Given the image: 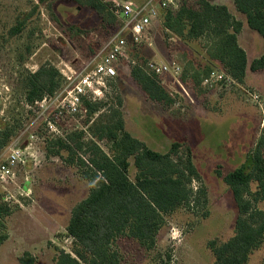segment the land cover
I'll list each match as a JSON object with an SVG mask.
<instances>
[{
	"label": "rangeland",
	"instance_id": "rangeland-1",
	"mask_svg": "<svg viewBox=\"0 0 264 264\" xmlns=\"http://www.w3.org/2000/svg\"><path fill=\"white\" fill-rule=\"evenodd\" d=\"M85 1L0 0V93L4 103L0 115L1 138L6 133L14 136L22 122L29 120L19 98L28 96L31 75L42 66L55 68L60 73L56 91L61 89L69 76L91 66L108 39L122 28L123 21L112 11V1L104 0L109 5L104 16L85 5ZM131 1L138 5L146 0ZM188 2L189 6L196 7L197 0ZM209 2L213 4V0ZM166 28L164 19L156 22L138 51L131 46L132 56L141 66L152 61L181 65V81L190 98L181 97L180 87L174 85L171 76L165 75L159 80L172 94L173 101L171 104L154 102L132 77L133 68L120 70L112 95L93 102L100 106L98 110H88L80 121V128L86 131L83 139L86 145L82 151L75 150L72 157L68 151L62 150L61 157L58 156L60 161H51L48 140L39 145L44 157L47 156L39 168L46 169L40 174V170L31 173L32 185L28 195H20L24 174L6 188L0 185V200L5 201L11 196L10 202H5L12 207L19 206L5 219L7 232L12 234V241L16 243L15 253L33 247L36 248V255H33L36 264H53L56 248L67 252L72 250V241L67 238L64 224L55 233V244H44L45 236L39 225L48 222L40 214L35 216L34 212L42 213L41 207L49 213L58 204L56 213H63L64 209L68 211L89 195L91 184L82 178L85 169L77 165V160L82 158L92 165V161L103 162V155L114 156L116 145L110 134L118 127V110L123 115L126 130L150 149L167 153L172 144L178 142L184 144L182 153L191 150L193 164L200 175V180H196L192 188L195 192L202 189L207 192V206L195 205L194 209L184 205L166 217V225L153 250H145L128 237L120 238L118 248L122 264H213L215 259L209 242L221 244L234 235L239 209L231 189L217 175V170L226 175L240 168V154L256 141L264 113L243 89L260 94L238 82L237 86L216 90L200 87L204 70L211 63L220 68L222 64L210 59L206 53L207 38L187 40L179 36L173 41L174 36ZM170 85L178 88L179 93L171 90ZM118 100L122 101V106L118 105ZM108 128L111 131L106 133ZM89 141L97 142L103 154L94 152ZM4 151L0 150V162L4 159ZM70 161L77 166H70ZM91 169L96 166L93 164ZM128 173L133 182L144 178V173L135 168L134 159L130 160ZM251 191L258 192L257 182L251 184ZM258 203L263 211L264 200ZM8 249L0 248V264H20L25 252L21 256L10 255ZM256 251L249 264L264 263V246Z\"/></svg>",
	"mask_w": 264,
	"mask_h": 264
},
{
	"label": "trees",
	"instance_id": "trees-1",
	"mask_svg": "<svg viewBox=\"0 0 264 264\" xmlns=\"http://www.w3.org/2000/svg\"><path fill=\"white\" fill-rule=\"evenodd\" d=\"M84 3L102 16L109 6L104 0H86ZM234 3L237 10L246 16L249 27L264 39V0H234ZM162 19L176 40L179 36L187 40L207 38L206 53L210 59L222 64L220 68L211 63L204 70L200 87L203 79L214 70H223L239 84L245 83L247 54L238 41L243 23L226 6L213 5L208 0H197L196 7L185 2L175 13L164 12ZM135 48L138 51L141 46ZM251 70H264V56L252 63ZM59 75L57 69L42 66L28 80L27 100L33 104L47 94H54L59 86ZM132 77L150 100L167 104L173 101L172 94L167 92L159 77L147 74L143 66L134 67ZM85 105L89 112L100 107L91 102ZM118 105L122 106L121 100H118ZM116 115L120 118L117 130L106 129V133L111 131L110 137L116 145L114 156L103 155L101 163L92 161L96 166L94 170L88 160H77V165L85 169L81 173L82 178L92 188L88 197L72 210L66 229L67 236L73 239L72 250L67 252L56 248L53 264H122L118 248L120 238L128 237L145 250H153L167 216L184 205L194 209L195 205L207 206L206 190L195 192L192 188L193 183L200 180V175L193 164L191 150L182 153L184 144L176 142L167 153L156 152L126 130L119 110ZM11 136V133H6L3 138L0 136V150L9 145ZM84 136V131H76L66 140L49 141L48 156H60V151L65 150L73 157L75 150L82 151L86 145ZM88 143L94 152L103 154L97 142ZM131 159H134L135 168L144 173V178L137 182L129 177ZM72 161L68 164L77 166ZM217 175L231 189L239 216L234 235L228 241L221 244L209 242L215 259L213 264H249L250 256L264 246V210H260L258 203L264 200V128L246 163L226 175L217 170ZM253 182L258 183L257 193L251 191ZM18 208L10 206L4 199L0 200V247L9 239L5 219ZM19 261L20 264L37 262L29 252Z\"/></svg>",
	"mask_w": 264,
	"mask_h": 264
},
{
	"label": "built area",
	"instance_id": "built-area-1",
	"mask_svg": "<svg viewBox=\"0 0 264 264\" xmlns=\"http://www.w3.org/2000/svg\"><path fill=\"white\" fill-rule=\"evenodd\" d=\"M189 0H146L144 3L114 2L113 13L121 18L123 26L114 33L91 66L80 73L67 78L66 84L52 95H45L42 100L30 103L27 97L20 96L19 102L29 117L22 122L20 129L11 136L10 143L4 148V159L0 162V185L7 187L16 182L20 175L33 171L45 162L39 145L49 141L66 138L80 128V121L88 109L86 102H98L112 95V88L118 82L120 70L125 67L138 66L132 56L131 46H141L156 22L161 20L164 12H177ZM176 41L175 38H172ZM149 75L161 77L169 75L182 90L181 97H188L181 81L183 69L177 63L148 62L143 66ZM237 86V81L223 70H214L202 81V87L216 90ZM248 98L260 104L261 97L255 92L243 89ZM0 93V115L4 104ZM180 105V103H179ZM43 130H39L38 128ZM43 135V136H42ZM29 180V175L27 177ZM196 190V188H195ZM30 189L20 187V195H28ZM11 196L5 198L8 203Z\"/></svg>",
	"mask_w": 264,
	"mask_h": 264
},
{
	"label": "crops",
	"instance_id": "crops-1",
	"mask_svg": "<svg viewBox=\"0 0 264 264\" xmlns=\"http://www.w3.org/2000/svg\"><path fill=\"white\" fill-rule=\"evenodd\" d=\"M107 1H112L111 2L112 4L114 2L124 3L121 0H107ZM224 1L225 0H213L212 3L214 5H226L228 7L230 13L237 20H239V21H241L243 23V29H242V32L240 33V35L238 36V41H239L240 47H242L245 50L246 54H247L248 67H247V72H246V77H245V83L244 84H240V85H242L244 87H249L251 89H254L260 94L261 103L258 104V105H260V107L263 109V111L261 110V112L264 113V70L257 71V72H253L251 70L252 63L255 60L260 59L261 57L264 56V39L257 31H255V30H253V29H251L249 27L246 16L244 14L240 13L237 10L233 0H229L227 2H224ZM125 2L132 3L131 0H125ZM169 87L175 93H177V94L179 93L178 90H177L178 88H174L171 85ZM263 128H264V119H263V121L261 123L260 131H259V134L256 137V141L254 142V144L253 145H249L248 147L244 148V150L242 151V154H240V155H242L241 161H240L241 162L240 166L244 165V163L246 162L248 156L252 152V149L255 148V146L257 145L258 139L260 138V135H261V132H262ZM49 159L51 161H56V162L60 161V157H58V156H50ZM45 169H46V167L42 168V169L41 168H37V169H35L33 171H29L28 173H25L23 175L24 176V182L22 183V185H20V187H23L24 190H28V189L31 190L32 182L30 181V179L27 180L28 175L31 177V173H34L37 170H38V172L40 170V172H39V174H40L41 171H44ZM48 169H51V168H48ZM234 170H236V169H234ZM230 172H232V171H230ZM17 180H19V178ZM57 207H58V204H57L56 207L52 208V211H50L49 213H48V211L45 212V210H43L41 207H40V209L42 210V213L37 212V210H35V212H34L35 216L38 217L37 214H40V216L42 218H45L46 222H48L46 224L44 222L43 224L39 225L41 231L44 233V236H45V239L43 240L44 244L45 243L49 244L51 242L55 244V239H56V234L55 233H58V230H60V226H62L63 224H64V227L67 229V227L69 225V222L71 220L72 210H73L74 207H72L68 211L64 209L63 213L61 211H57V213H56V209L55 208H57ZM21 208L22 207L20 206V209ZM66 233H67V230H66ZM67 238L71 239V241L73 243V239L72 238H70L68 236H67ZM12 240H13L12 234L10 233L9 239L1 246L2 248L3 247L9 248L8 250H9V254L10 255H16V256L19 255V256H21L22 253H24V252L25 253L29 252L32 255H36L34 253L36 248H33V247L32 248L22 249V252L15 253L14 250L16 248V243L13 242L14 240L13 241ZM256 252L257 251H255L254 254L251 255L250 261H251V259L253 258V256L255 255Z\"/></svg>",
	"mask_w": 264,
	"mask_h": 264
},
{
	"label": "clouds",
	"instance_id": "clouds-1",
	"mask_svg": "<svg viewBox=\"0 0 264 264\" xmlns=\"http://www.w3.org/2000/svg\"><path fill=\"white\" fill-rule=\"evenodd\" d=\"M176 234L179 235V231L178 230H177Z\"/></svg>",
	"mask_w": 264,
	"mask_h": 264
}]
</instances>
